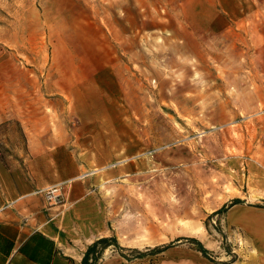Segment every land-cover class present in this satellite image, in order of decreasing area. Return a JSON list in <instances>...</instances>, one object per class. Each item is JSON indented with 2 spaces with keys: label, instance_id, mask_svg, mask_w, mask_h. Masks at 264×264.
Segmentation results:
<instances>
[{
  "label": "rangeland",
  "instance_id": "374dc122",
  "mask_svg": "<svg viewBox=\"0 0 264 264\" xmlns=\"http://www.w3.org/2000/svg\"><path fill=\"white\" fill-rule=\"evenodd\" d=\"M263 47L264 0H0V180L61 181L60 225L118 243L97 264H232L217 210L264 208Z\"/></svg>",
  "mask_w": 264,
  "mask_h": 264
},
{
  "label": "crops",
  "instance_id": "0c3cea01",
  "mask_svg": "<svg viewBox=\"0 0 264 264\" xmlns=\"http://www.w3.org/2000/svg\"><path fill=\"white\" fill-rule=\"evenodd\" d=\"M259 55L264 64V49ZM49 185L33 188L24 179L15 180L11 175L1 177L0 264H81L86 247L94 240L106 237L103 232L93 238L88 237L83 243L82 234L72 232L68 226L64 229V225H60L64 209L47 206L43 195L37 192ZM79 185L82 186L74 183L75 188ZM80 198L73 196V199ZM230 211L234 213V224L247 241L245 249L232 264H264V208L238 202L231 206ZM100 264L113 262L104 259ZM161 264L215 263L194 254L181 260L168 259Z\"/></svg>",
  "mask_w": 264,
  "mask_h": 264
},
{
  "label": "trees",
  "instance_id": "16d2710c",
  "mask_svg": "<svg viewBox=\"0 0 264 264\" xmlns=\"http://www.w3.org/2000/svg\"><path fill=\"white\" fill-rule=\"evenodd\" d=\"M240 201L241 199L239 198H233L229 200L228 203L223 204V206L220 207L217 211L222 212L226 210L228 207ZM111 244H113L114 246H118L115 237H100L94 240L86 247V250L81 260V264H97V261L100 258L102 251ZM166 247L167 245H162L160 247L155 248V250H157L156 252H160L164 250ZM198 249L201 251L203 255L207 254V249L202 245H200Z\"/></svg>",
  "mask_w": 264,
  "mask_h": 264
},
{
  "label": "built area",
  "instance_id": "2783aa9c",
  "mask_svg": "<svg viewBox=\"0 0 264 264\" xmlns=\"http://www.w3.org/2000/svg\"><path fill=\"white\" fill-rule=\"evenodd\" d=\"M62 188V183H56L39 189L37 192L43 195L45 204L50 206L55 204L60 199Z\"/></svg>",
  "mask_w": 264,
  "mask_h": 264
},
{
  "label": "bare ground",
  "instance_id": "6f19581e",
  "mask_svg": "<svg viewBox=\"0 0 264 264\" xmlns=\"http://www.w3.org/2000/svg\"><path fill=\"white\" fill-rule=\"evenodd\" d=\"M232 214V213H231ZM200 232V231H199ZM202 232V231H201ZM197 234V233H196Z\"/></svg>",
  "mask_w": 264,
  "mask_h": 264
}]
</instances>
